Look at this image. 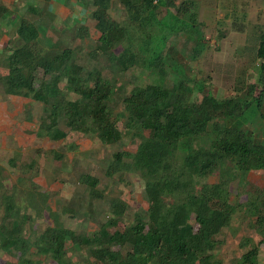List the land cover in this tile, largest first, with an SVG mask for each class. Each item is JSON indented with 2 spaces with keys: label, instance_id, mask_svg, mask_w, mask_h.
Masks as SVG:
<instances>
[{
  "label": "trees",
  "instance_id": "obj_1",
  "mask_svg": "<svg viewBox=\"0 0 264 264\" xmlns=\"http://www.w3.org/2000/svg\"><path fill=\"white\" fill-rule=\"evenodd\" d=\"M109 2L91 0L92 24L98 33L91 52L103 54L121 70L139 65L155 69L162 77L131 87L121 98L120 113L113 114L110 107L115 87L99 70L84 72L72 60L70 48L40 55L35 43L37 30L23 18L15 31L17 46L6 56L7 71L0 82L5 93L43 105L38 128L52 140L65 137L66 132L58 126L63 122L70 131L91 132L102 143H115L121 135L114 121L122 120L125 131L136 135L137 141L132 152H113L105 172L121 174L125 167L140 176L147 203L145 215L136 213L131 224L119 227L126 205L113 198L109 217L94 232L81 234L54 224L29 243L22 233L24 219L15 216L13 196L4 195L0 245L17 252L14 264H36L29 252L32 245L36 254L56 264H73L70 248L85 250L94 264H212L216 235L229 226L239 208H246L251 216L248 224L260 233L258 242L264 241L260 204H231L222 197L221 181L198 187L195 182V178L219 170L224 162L242 172L264 171V137L261 139L246 123L247 119L253 122L263 117L264 78H257L261 85L257 91L253 83L241 84L238 93L224 98L204 89L194 98L193 88L180 76L166 86L167 66L174 74L182 72L172 60L164 64L156 50L166 37L164 33L194 28V0H118L124 11L120 21L108 14ZM161 7L166 8L165 17H158ZM80 30H85L83 23ZM153 30L159 34L153 35ZM258 38L256 55L262 57L264 30ZM62 82L64 90L76 95L74 99L66 97ZM81 181L93 194L96 180L82 175ZM249 243V237L239 241L241 246ZM257 251V243L250 245L237 263L255 264Z\"/></svg>",
  "mask_w": 264,
  "mask_h": 264
},
{
  "label": "rangeland",
  "instance_id": "obj_2",
  "mask_svg": "<svg viewBox=\"0 0 264 264\" xmlns=\"http://www.w3.org/2000/svg\"><path fill=\"white\" fill-rule=\"evenodd\" d=\"M195 26L192 29L172 34L159 43L160 55L167 64L176 63L182 74H174L168 66L165 70L164 85L183 78L193 88V97L198 98L200 89L216 98L238 93L240 85L255 84V91L261 85L258 77L264 78V55L257 57L258 35L264 30V0H194ZM0 16L5 7L0 4ZM84 13L81 15L85 30L78 31L79 24L69 23L68 28H52L41 19L29 14L22 18L39 24L35 40L38 53L50 56L64 48L72 50V60L81 65L84 72L97 69L103 78L115 87L110 101L113 114L122 111L121 98L131 87L139 83L158 81L161 77L156 70L139 65L121 70L114 61L103 54H93L98 33L93 27L91 0H82ZM158 17L166 8H159ZM170 12L171 9L169 8ZM111 18L120 21L124 11L118 0H110L107 10ZM26 13V12H25ZM166 14L164 15V17ZM28 18V19H27ZM81 20V21H82ZM54 22V19H52ZM56 28H55V27ZM67 26V25H66ZM1 31L5 25H0ZM198 33L199 36L196 34ZM14 34V33H13ZM153 30V35H158ZM14 35L0 51V76L7 71L6 56L17 46ZM117 51V48H115ZM263 66V69L260 68ZM41 76V70L36 68ZM263 74V76H262ZM264 82V80L262 81ZM63 82L60 87L63 89ZM68 99L75 94L63 89ZM263 117H258L247 126L264 137ZM43 105L35 100L4 92L0 82V218L3 213V196L12 195L17 217H22L23 235L29 243L45 227L60 224L76 233L94 232L110 215L109 202L116 198L125 203L126 209L118 226L131 224L136 213L145 215L146 200L140 176L129 168L121 174L108 175L106 166L115 151L132 152L137 136L127 133L122 120L114 123L121 138L115 143H102L91 132L70 131L63 122L59 127L66 132L64 138L52 140L38 128L43 117ZM96 180L94 192L81 181V176ZM223 183V196L231 203L253 201L260 204L264 213V171L242 172L224 162L219 170L207 177L195 178L196 187L207 182ZM251 216L246 208L238 209L229 226L217 235L213 249L212 264H238L239 255L250 245L258 246L256 263L264 264V241L258 242L260 233L249 225ZM193 227L196 225L193 223ZM242 237H249V245H239ZM30 247V256L36 264H56L49 257L36 254ZM69 257L73 264H94L83 249L70 248ZM17 252L0 245V264H14Z\"/></svg>",
  "mask_w": 264,
  "mask_h": 264
},
{
  "label": "crops",
  "instance_id": "obj_3",
  "mask_svg": "<svg viewBox=\"0 0 264 264\" xmlns=\"http://www.w3.org/2000/svg\"><path fill=\"white\" fill-rule=\"evenodd\" d=\"M0 4L5 7L4 13L0 16V25H5L3 32L0 28V51H2L3 46L11 35H14L17 40L16 44L18 43L15 31L19 20L26 14L34 16L37 19L38 15H41V19L48 22L50 28H52L51 24L56 21L58 24L57 28L61 30L66 27L68 28L72 25L68 24L73 21L79 25L83 23L81 19V15L84 13L82 0H0ZM52 19H54V22H52ZM31 23L35 26L38 37L41 26L34 24L33 21Z\"/></svg>",
  "mask_w": 264,
  "mask_h": 264
}]
</instances>
